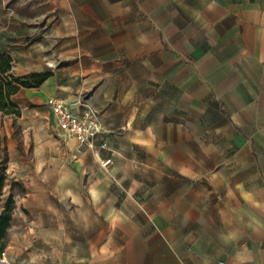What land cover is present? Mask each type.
<instances>
[{"label":"crops","instance_id":"1","mask_svg":"<svg viewBox=\"0 0 264 264\" xmlns=\"http://www.w3.org/2000/svg\"><path fill=\"white\" fill-rule=\"evenodd\" d=\"M14 1L49 29L0 19V52L51 75L0 111L6 182L26 188L11 227L36 240L103 217L124 237L106 264H264V0ZM50 96L100 115L91 147L61 135Z\"/></svg>","mask_w":264,"mask_h":264},{"label":"rangeland","instance_id":"2","mask_svg":"<svg viewBox=\"0 0 264 264\" xmlns=\"http://www.w3.org/2000/svg\"><path fill=\"white\" fill-rule=\"evenodd\" d=\"M33 11L34 8H31L30 5L18 6L14 0H0L1 21H6L9 17V20L14 22L16 19L11 15L23 16L26 18L24 23L27 26L36 27L34 33L40 36L43 32L48 31L49 22L42 21L41 18H29ZM23 119L28 120L26 117ZM12 137L16 140L17 149H28L30 152L34 146L32 137L29 134H23L19 126H14ZM53 137L57 138L54 132ZM52 142L55 144V139H52ZM40 144L43 146L44 140H41ZM9 185L10 183L7 181L2 198L7 195ZM127 191L126 188L118 189V196H124ZM15 200H20L18 195L15 196ZM69 207L71 210L73 205L69 203ZM109 225L110 222L103 217L96 222L91 218L80 220L70 214L67 230H59L54 235L44 233L36 240L24 235L23 227L12 226L9 229L6 245L7 247L11 246L8 249L11 252L8 255L1 254L0 260L6 259L10 264H16V262L22 264H106L109 259V241L114 243L124 239L118 232H115V229L109 236ZM97 230H100V237L96 235ZM94 248L95 252H92Z\"/></svg>","mask_w":264,"mask_h":264},{"label":"trees","instance_id":"3","mask_svg":"<svg viewBox=\"0 0 264 264\" xmlns=\"http://www.w3.org/2000/svg\"><path fill=\"white\" fill-rule=\"evenodd\" d=\"M11 40L13 42L22 41L23 43H29L35 38L25 36L21 39L12 38ZM12 66L13 58L11 54L8 51L0 52V111L4 114L19 116L20 107L12 101L11 96L21 87H38L51 75V71H33L28 75H15L12 71ZM6 169V157H4L0 160V255L7 245L12 216L16 208L15 196H23L26 192L23 184L18 181H12L7 195L2 198L7 178Z\"/></svg>","mask_w":264,"mask_h":264},{"label":"built area","instance_id":"4","mask_svg":"<svg viewBox=\"0 0 264 264\" xmlns=\"http://www.w3.org/2000/svg\"><path fill=\"white\" fill-rule=\"evenodd\" d=\"M50 116L66 139L75 140L78 147H91L96 135L101 130V118L97 112L90 107L79 103L67 102L58 96H50L46 100ZM101 148L106 143H101ZM111 163L110 157L100 160V165L106 167Z\"/></svg>","mask_w":264,"mask_h":264},{"label":"water","instance_id":"5","mask_svg":"<svg viewBox=\"0 0 264 264\" xmlns=\"http://www.w3.org/2000/svg\"><path fill=\"white\" fill-rule=\"evenodd\" d=\"M1 263H2V264H7L5 261H0V264H1Z\"/></svg>","mask_w":264,"mask_h":264},{"label":"bare ground","instance_id":"6","mask_svg":"<svg viewBox=\"0 0 264 264\" xmlns=\"http://www.w3.org/2000/svg\"><path fill=\"white\" fill-rule=\"evenodd\" d=\"M0 261H4V260H0ZM2 264V263H1Z\"/></svg>","mask_w":264,"mask_h":264}]
</instances>
